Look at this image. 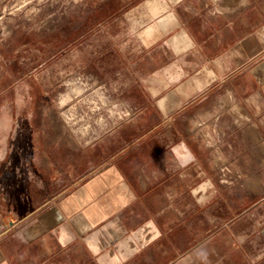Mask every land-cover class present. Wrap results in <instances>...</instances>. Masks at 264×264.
Masks as SVG:
<instances>
[{
  "label": "crops",
  "instance_id": "crops-1",
  "mask_svg": "<svg viewBox=\"0 0 264 264\" xmlns=\"http://www.w3.org/2000/svg\"><path fill=\"white\" fill-rule=\"evenodd\" d=\"M224 1L205 14L196 0H139L115 19L127 86L161 121L228 89L263 125L264 0ZM172 133L87 147L72 163L68 148L31 145L0 178V264H264V145L210 162L188 140L167 145ZM227 165L257 189L224 184Z\"/></svg>",
  "mask_w": 264,
  "mask_h": 264
},
{
  "label": "rangeland",
  "instance_id": "rangeland-1",
  "mask_svg": "<svg viewBox=\"0 0 264 264\" xmlns=\"http://www.w3.org/2000/svg\"><path fill=\"white\" fill-rule=\"evenodd\" d=\"M137 1L0 0V178L12 162L21 169L37 144L68 148L71 163L87 147L129 146L145 133L153 144L165 128L173 130L167 145L188 140L210 162L228 163L230 152L234 160L240 151L249 155L264 145V119L263 125L252 121L228 89L161 121L144 90L128 88L131 79L113 52L114 21ZM222 1L196 4L212 14ZM149 159L152 153L134 160ZM220 172L224 184L254 181L228 165Z\"/></svg>",
  "mask_w": 264,
  "mask_h": 264
},
{
  "label": "bare ground",
  "instance_id": "bare-ground-1",
  "mask_svg": "<svg viewBox=\"0 0 264 264\" xmlns=\"http://www.w3.org/2000/svg\"><path fill=\"white\" fill-rule=\"evenodd\" d=\"M251 130H253V129H251ZM252 134V133H251ZM253 140H257V135H256V133L253 131ZM263 150V149H262ZM264 151V150H263ZM248 186L250 187V188H252V189H256V187H257V185H256V183H254V182H248Z\"/></svg>",
  "mask_w": 264,
  "mask_h": 264
}]
</instances>
